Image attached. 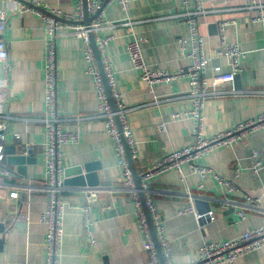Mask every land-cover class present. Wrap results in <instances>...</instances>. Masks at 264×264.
Segmentation results:
<instances>
[{
  "label": "crops",
  "instance_id": "1",
  "mask_svg": "<svg viewBox=\"0 0 264 264\" xmlns=\"http://www.w3.org/2000/svg\"><path fill=\"white\" fill-rule=\"evenodd\" d=\"M65 14L77 9L76 0H38ZM5 3L0 1V7ZM243 0H208L213 9L206 15L201 32L207 55H214L221 44L220 23L232 21L223 31L228 43L246 52L239 79L225 87L226 93L211 96L203 110L204 135L212 137L237 127L247 119L264 113V21H252L255 12L235 8ZM184 10L183 0H135L124 10L117 0L107 2L103 13L111 22L100 30L112 35L107 57L116 79V89L128 108L136 152L132 155L140 178L157 166L167 153L188 146L193 141V120L185 114L192 107L188 96L190 83L181 77L160 82L151 90L134 69L128 43L135 36L141 42L146 62L151 68L177 71L190 64L180 45L189 40L190 27L185 19L171 17ZM128 21H136L128 24ZM217 24L218 31L211 27ZM9 50V60L2 73L5 98L4 114L8 117L7 145L16 153H26L30 161L25 172L19 165L5 163L14 171L11 179L0 181V223L5 225L0 264H44L47 225L41 214L47 208L48 196L37 187L47 181L44 166L46 50L44 20L35 11L12 14L0 31ZM84 40L69 33L58 38L59 114L62 127L76 131L78 141L62 145L64 168L79 164L93 165L98 185L71 184L74 176H65L62 192L66 204L63 212L65 234L62 240L61 264H154L146 249V237L134 211L133 193L126 186L122 169L104 119L94 116L98 97L91 75L87 72ZM221 64L229 69L226 58L214 59L211 68ZM234 89V90H233ZM180 113L179 118H172ZM87 116L86 119H78ZM93 116V117H92ZM166 128L161 130L160 125ZM20 134V138L14 137ZM264 160V128L249 133L245 142L214 150L199 162L213 173L202 178L183 165V175L169 170L149 180L147 195L158 210L164 237L170 241L171 256L166 264H187L200 253L205 242L225 241L264 226V211L247 207V196L264 202V165L256 166L253 151ZM237 191L227 195L219 186L215 173L232 177L236 170ZM96 179V178H93ZM15 193L16 195H13ZM191 193V196H190ZM138 198H140L138 192ZM226 199H233L229 203ZM200 202V203H199ZM193 203L199 212L213 211L215 218L198 221L193 213H180ZM91 205V219L96 245H90L84 233L83 206ZM243 210L242 217L238 211ZM2 237V234H0ZM235 264H264V246L238 257Z\"/></svg>",
  "mask_w": 264,
  "mask_h": 264
},
{
  "label": "built area",
  "instance_id": "2",
  "mask_svg": "<svg viewBox=\"0 0 264 264\" xmlns=\"http://www.w3.org/2000/svg\"><path fill=\"white\" fill-rule=\"evenodd\" d=\"M4 1V5L0 7V31L5 29L8 19L12 14L35 11L44 20L46 40L44 55L45 108L42 121L45 135L43 153L47 181L36 188L37 190L45 191L48 196L47 208L41 214V221L47 225L44 264H61L62 240L65 234L63 212L66 204L62 197V192L65 188V168L61 147L64 144L79 140L76 131H68L62 127L63 118L60 116L58 108L59 69L57 41L59 37L69 33L80 34L84 40V55L87 61V72L93 79L98 97V110L94 116L104 119L106 131L113 140L118 164L122 169L125 186L133 193V197L135 198L134 211L146 237V249L149 251L154 264H162L147 214L141 199L138 198V192L141 190L144 193L145 206L151 215L163 256L165 260H167L172 254L171 245L170 241L164 237V227L160 224L156 205L147 195L149 191V180L156 175L173 169L179 171L180 174L183 175V165L185 164L189 166V171L191 173H197L202 178H205L213 172L209 167L199 162L204 156L209 155L211 152L221 147L229 146L237 142H245L246 136L249 133L264 128V113H261L257 117L247 119L237 127L228 131L217 133L212 137H206L204 135L203 110L207 99L211 96L226 93L227 89L225 87L232 84L236 75L242 71L241 62L246 56V52L242 50L238 44L228 43L225 39L223 31L232 21L223 20L220 23L219 29L222 33L221 44L215 49L214 55H207L205 39L201 32V27L206 23V15L212 12L213 9L207 7L208 0H183L184 10L171 17L185 19L189 24V40L181 37L180 45L183 54L190 59V64L174 72L154 69L148 65L141 47V42L145 41V38L135 36L134 39L128 43L127 49L132 66L134 69L140 71L141 78L149 84L151 90L154 89L156 83L172 82L178 78L186 77L191 87L188 96L192 99V107L185 113L193 120L192 143L181 149L167 153L157 166L143 173L140 178L141 188L137 189L133 170L127 158L123 141L124 137L131 154L134 155L136 150L132 127L127 119L128 108L122 103L120 94L116 89L115 75L107 57V46L113 39V36H103L100 34L102 28L111 24L103 13V10L90 22V24H84L81 22L84 19V0H76L77 9L72 14H65L62 10L49 7L38 0ZM23 1L30 2L39 8L41 7L42 10ZM105 1L106 0H86L88 15L92 16L100 11ZM111 1L114 0H108V2ZM117 1L124 10H127L130 2L135 0ZM231 9L255 12V15L251 18L252 21H264V0H243V5L240 7L222 10ZM128 22V24L136 23V21ZM91 33H94L105 77L116 101L117 110H114L111 105L107 86L98 65L94 48L91 44ZM223 57L227 59L229 69H225L221 64H216L211 68V63L214 59ZM8 60V47L5 41L0 39V181L4 178L11 179L15 174L5 163V146L7 145L9 125L7 120L8 117L4 114L3 103L5 94L1 81L2 73L7 66ZM256 92L264 93V90ZM180 115V113H173L172 118H179ZM117 116L120 119L122 132L116 121ZM77 118L86 119L89 117L79 116ZM160 128L164 130L166 128L165 123H162ZM14 137L19 139L20 134H15ZM252 154L255 158L256 166L264 165V160L259 157L256 150H254ZM215 176L219 186L224 192L226 191L225 193L227 195L237 191L236 179L239 176L238 169L232 177H224L218 173H215ZM13 195L16 194L13 193ZM226 201L231 204L235 203L233 199H226ZM244 204L247 207L264 211V202H260L258 199H253L250 196H247ZM91 210L90 204L83 206V227L85 237L90 245H96L97 241L93 234ZM180 213H193L198 221L202 219L212 220L216 216L211 210L206 213L198 212L194 208L193 203L186 206ZM238 213L242 217L245 215V212L241 209ZM263 246L264 226L247 231L240 237L234 239L205 242L200 248L199 255L187 264H235V260L238 257L249 255Z\"/></svg>",
  "mask_w": 264,
  "mask_h": 264
},
{
  "label": "water",
  "instance_id": "3",
  "mask_svg": "<svg viewBox=\"0 0 264 264\" xmlns=\"http://www.w3.org/2000/svg\"><path fill=\"white\" fill-rule=\"evenodd\" d=\"M23 2H26L29 5L35 7L37 9H39V10H42L41 7L39 8L38 6H35V5L31 4L30 2H27V1H23ZM107 2H108V0H106L104 2L103 7H102V9L100 11H98L96 14H94L92 16H89L88 12H87V3H86V0H84V19L81 22L84 23V24H90V22L93 19H95L100 14V12L103 10V8L107 4ZM211 27H213V29H215V32L218 31L217 24L213 23V24H211ZM90 36H91V44H92V46L94 48L98 65L100 67V70H101V72L103 74V77H104V80H105V84L107 86V92H108V95H109V99H110L111 105H112L114 110H117L116 101H115V99L113 97L111 89L108 86L107 79L105 77L103 64L101 62L100 54H99V52L97 50L94 33H91ZM235 79H236V81H238V79H239V75L238 74L236 75ZM116 121H117V124H118V127H119L120 131L122 132L121 123H120V119H119L118 116L116 117ZM123 141H124L125 148H126L127 158L129 160L130 166H131V168L133 170V174H134V178H135L137 189H140L141 188L140 175L137 173V170H136V167H135V163H134L131 151H130L129 146L126 143V139L124 137H123ZM5 152L9 154L7 156L8 163L9 164H17V165H19V169H18L19 172L24 173L25 172V164H26V162H29L31 160L30 157L26 153H16V148H15L14 145H6L5 146ZM92 166L89 165V164L75 165L73 167L65 169V176L66 177L67 176H74L73 179L70 181L71 184L85 185L84 180L87 179V181H88V183L90 185H93V186L94 185H98L99 181L97 179V176H96L95 172L90 173V174L88 173L89 171L94 170V167H92ZM93 178H96V179H93ZM65 182H67L66 179H65ZM139 195H140V199H141V201L143 203L145 212L147 214V217H148V220H149V223H150L151 232H152L153 238L155 240L157 251L159 253L161 262H162V264H166V260H165V258L163 256L162 248L160 246L158 237L156 235V231H155V227L153 225L152 219H151V215H150L147 207L145 206L144 193L140 190L139 191ZM199 212L200 213H206L208 211H205V212L199 211ZM202 220H204V219H202ZM4 233H5V225L3 223H0V234H2V237H0V249H1L2 244H3Z\"/></svg>",
  "mask_w": 264,
  "mask_h": 264
}]
</instances>
